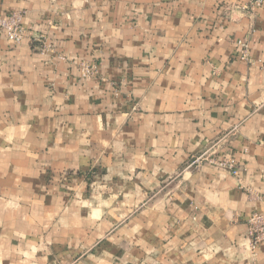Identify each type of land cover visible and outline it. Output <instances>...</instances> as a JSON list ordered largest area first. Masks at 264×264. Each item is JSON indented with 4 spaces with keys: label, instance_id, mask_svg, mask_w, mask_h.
<instances>
[{
    "label": "crops",
    "instance_id": "1",
    "mask_svg": "<svg viewBox=\"0 0 264 264\" xmlns=\"http://www.w3.org/2000/svg\"><path fill=\"white\" fill-rule=\"evenodd\" d=\"M251 1L0 0L26 29L0 45V264H264ZM216 149L238 175L188 170Z\"/></svg>",
    "mask_w": 264,
    "mask_h": 264
},
{
    "label": "built area",
    "instance_id": "2",
    "mask_svg": "<svg viewBox=\"0 0 264 264\" xmlns=\"http://www.w3.org/2000/svg\"><path fill=\"white\" fill-rule=\"evenodd\" d=\"M264 6V0H252L249 7L251 10L260 9ZM26 38V29L23 25L22 17L19 14H11L7 17L0 15V45L3 41H7L16 45L21 44ZM244 50L241 55L245 59L248 56L247 46L240 43ZM82 79H89L94 72V69L89 66H83L81 69ZM218 149V148H217ZM215 151H207L200 156L195 157L188 165V170L199 168L204 163H210L217 168L227 170L233 175H238L237 163L233 158L220 159L215 157ZM247 194L251 201L261 200V197L253 190L248 189ZM249 238L251 247L255 250L258 246L264 245V212L254 213L249 221Z\"/></svg>",
    "mask_w": 264,
    "mask_h": 264
}]
</instances>
